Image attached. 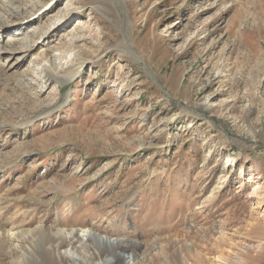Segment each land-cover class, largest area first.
<instances>
[{"label":"rangeland","instance_id":"1","mask_svg":"<svg viewBox=\"0 0 264 264\" xmlns=\"http://www.w3.org/2000/svg\"><path fill=\"white\" fill-rule=\"evenodd\" d=\"M54 227L66 264L105 259L88 228L111 264H264V0H0V264Z\"/></svg>","mask_w":264,"mask_h":264},{"label":"bare ground","instance_id":"2","mask_svg":"<svg viewBox=\"0 0 264 264\" xmlns=\"http://www.w3.org/2000/svg\"><path fill=\"white\" fill-rule=\"evenodd\" d=\"M5 5L9 9L11 8V6H8L7 3ZM4 10L6 13L8 12L7 8H4ZM12 13L13 12L9 14L13 15ZM45 57L41 59H45ZM74 60H78L81 63L82 57L80 56V54L77 53L74 55ZM40 233L43 236H45L44 238L45 240L42 241V244H41L42 245L41 249L45 251V253H47V255L49 256L50 264H66V262L70 261V259L76 261L77 259H75V256H78V257L81 256L82 259L84 260L85 255L82 256V254L79 251L80 249L78 248L77 245H75L76 243L74 240L75 237H79L78 236L79 234L77 233L72 234L71 230H66L64 228H58V227L48 229V231H45L42 229ZM33 235H34L33 231L31 230L29 231L26 229L14 230L11 227L7 228V231H6V236L8 237L7 244H8L9 250L11 251V254L21 256L20 253L26 250V246L30 247V244L34 242ZM80 235H81V240L88 239L90 235H92V237L95 239V241L97 242V247H98L97 256H99V258L101 259L103 256L105 257V259H103L100 264H111L112 263V261L106 260L107 259L106 257L107 255H109V253H111L110 255H112V258L120 257L119 254L115 252L116 248H118L119 246V244L115 242L116 240L108 238L107 236H101L100 234H98L91 228L82 230L80 232ZM79 243H80V240H79ZM80 244H82L81 249H83L84 243H80ZM122 258L124 259L125 257H122ZM132 260L133 258L131 259L127 257L126 260H122V264H134V260L133 261ZM80 263L83 264L84 262L82 261ZM221 264H228V263L226 261L225 262L223 261Z\"/></svg>","mask_w":264,"mask_h":264}]
</instances>
